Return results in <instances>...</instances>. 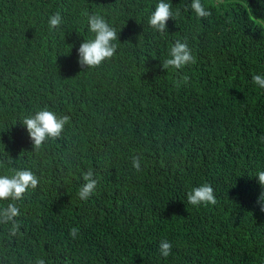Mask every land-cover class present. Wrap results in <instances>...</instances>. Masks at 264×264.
<instances>
[{
	"label": "trees",
	"instance_id": "1",
	"mask_svg": "<svg viewBox=\"0 0 264 264\" xmlns=\"http://www.w3.org/2000/svg\"><path fill=\"white\" fill-rule=\"evenodd\" d=\"M190 2L171 0L178 14L161 33L148 23L158 0H0V173L40 177L15 201L16 232L0 225V264H264V89L252 80L264 73V5L202 0L212 14L198 18ZM95 13L117 48L82 66ZM177 39L196 62L172 70ZM44 106L70 122L37 149L19 118ZM89 169L98 184L85 201ZM204 182L216 203L190 204Z\"/></svg>",
	"mask_w": 264,
	"mask_h": 264
},
{
	"label": "clouds",
	"instance_id": "2",
	"mask_svg": "<svg viewBox=\"0 0 264 264\" xmlns=\"http://www.w3.org/2000/svg\"><path fill=\"white\" fill-rule=\"evenodd\" d=\"M264 5V0H259ZM190 9L198 18L211 16V10L206 7L202 0H191ZM177 13L172 10L171 0H158L154 10L148 17V23L153 29L161 33L165 32L167 21ZM87 31L91 38L81 43L78 53L79 62L82 66L98 67L104 61L111 58L116 51L117 29L100 13L87 15ZM62 22L59 12L51 15L48 19L49 29H54ZM196 57L184 40L177 39L168 50L164 59V67L172 70L183 69L185 66L194 64ZM188 77H184L187 81ZM253 82L261 89H264V73H258L252 77ZM26 127L27 132L37 149H40L47 141L61 136L65 126L70 122V116L59 114L50 107H39L36 110L22 115L19 118ZM132 166L137 171L141 170L140 156L132 157ZM256 175L259 182L264 184V170H259ZM91 169L83 173V183L77 190V196L81 200H88L96 191L98 180L93 178ZM38 177L31 169H8L0 173V225L12 224L11 231L14 234L18 228V217L20 208L15 201L22 199L23 194L29 188H35L39 183ZM187 200L194 206L214 205L217 201L215 190L211 183L204 182L192 187L187 193ZM7 201L6 206L3 202ZM78 228H71L70 233L76 236ZM172 242L163 239L159 243V254L167 258L172 254ZM35 264H46L44 258H37Z\"/></svg>",
	"mask_w": 264,
	"mask_h": 264
}]
</instances>
